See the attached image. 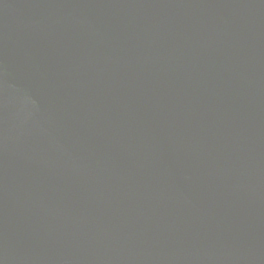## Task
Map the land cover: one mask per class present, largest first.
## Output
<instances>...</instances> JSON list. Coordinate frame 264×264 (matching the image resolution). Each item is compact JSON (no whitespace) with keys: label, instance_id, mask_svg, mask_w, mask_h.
Wrapping results in <instances>:
<instances>
[{"label":"water","instance_id":"water-1","mask_svg":"<svg viewBox=\"0 0 264 264\" xmlns=\"http://www.w3.org/2000/svg\"><path fill=\"white\" fill-rule=\"evenodd\" d=\"M0 264H264V0H0Z\"/></svg>","mask_w":264,"mask_h":264}]
</instances>
